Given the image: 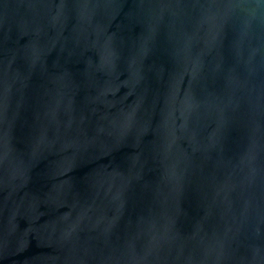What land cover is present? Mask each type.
Returning a JSON list of instances; mask_svg holds the SVG:
<instances>
[{
	"label": "water",
	"instance_id": "water-1",
	"mask_svg": "<svg viewBox=\"0 0 264 264\" xmlns=\"http://www.w3.org/2000/svg\"><path fill=\"white\" fill-rule=\"evenodd\" d=\"M0 264H264V0H0Z\"/></svg>",
	"mask_w": 264,
	"mask_h": 264
}]
</instances>
